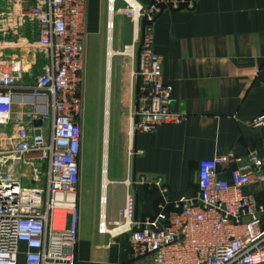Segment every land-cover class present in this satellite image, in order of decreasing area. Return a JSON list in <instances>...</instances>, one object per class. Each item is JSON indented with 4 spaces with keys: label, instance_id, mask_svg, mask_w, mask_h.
<instances>
[{
    "label": "built area",
    "instance_id": "obj_1",
    "mask_svg": "<svg viewBox=\"0 0 264 264\" xmlns=\"http://www.w3.org/2000/svg\"><path fill=\"white\" fill-rule=\"evenodd\" d=\"M115 1L107 0V33L114 15L133 27L131 43L117 52L131 68L132 132L180 124L162 59L153 51L152 26L163 10L192 9L195 0H152L147 6L120 0L119 9ZM4 3L2 36L19 46L26 26L34 25L37 41L28 47L43 62L23 83L19 61L0 58V264H75L87 0ZM250 126L264 128V111ZM238 161L233 154L200 161L193 196L169 200L161 178L148 183L161 201L155 217L142 221L135 220V197L127 192L119 220L107 224L102 194L99 232L127 236L129 264H264V206L244 191L264 184V158L250 153ZM231 164L236 166L225 174L222 166ZM139 182L147 185L145 178Z\"/></svg>",
    "mask_w": 264,
    "mask_h": 264
},
{
    "label": "crops",
    "instance_id": "obj_2",
    "mask_svg": "<svg viewBox=\"0 0 264 264\" xmlns=\"http://www.w3.org/2000/svg\"><path fill=\"white\" fill-rule=\"evenodd\" d=\"M4 1L0 0V44L7 46L0 45V58L19 61L21 82L29 83L43 62L28 47L36 43L37 31L34 25H27L16 47L12 36H2L6 27ZM136 1L144 6L152 2ZM121 6L123 3L116 0L114 7ZM107 7V0H87L85 73L93 50L96 64L104 67L103 102L110 110L112 60L117 55L110 57L109 50L119 52L130 44L133 31L124 16L114 15L112 33H107ZM115 18L119 29L116 36ZM152 38L153 51L162 59L164 83L172 87L171 111L183 120L149 133L132 132L133 92L127 61L128 85L118 98L122 112L112 158L110 133L106 158L103 153L108 179L102 186L107 224L119 220L127 192L135 197V220L155 217L161 200L148 183L157 178L168 189L167 198L174 200L196 194L202 160L233 154L239 164L250 153L264 158V128L250 126L264 111V0H195L192 9H165L153 23ZM236 164L222 166L223 172ZM141 177L147 185L139 182ZM91 183L82 181L80 170L75 264H129L127 236L99 232L97 172ZM244 191L264 205V184L247 186Z\"/></svg>",
    "mask_w": 264,
    "mask_h": 264
},
{
    "label": "rangeland",
    "instance_id": "obj_3",
    "mask_svg": "<svg viewBox=\"0 0 264 264\" xmlns=\"http://www.w3.org/2000/svg\"><path fill=\"white\" fill-rule=\"evenodd\" d=\"M124 6H121L123 8ZM123 16V15H120ZM125 17V16H124ZM126 18V17H125ZM127 19V18H126ZM128 20V19H127ZM118 18H115L116 36L119 29L117 27ZM130 26L132 28L131 22ZM122 51V50H120ZM119 51V52H120ZM128 59L126 57L117 55L112 60L111 71V96H110V110L106 115V107L104 105V89L103 76L104 67L96 64L93 50H90V59L85 73L84 80V106H83V120H82V152H81V176L82 181L87 184H93L95 173L98 175L99 197L102 196V169H103V153H104V129L106 117H108V134L110 133V156L112 158L114 150L115 134L118 131V120H120V113L122 112V105L118 101L120 93L124 88L127 90L128 78L125 63ZM110 119V121H109ZM108 172H110V163ZM108 176V175H107ZM109 177V176H108ZM23 186L31 187L32 184H22ZM85 203V198H83Z\"/></svg>",
    "mask_w": 264,
    "mask_h": 264
},
{
    "label": "bare ground",
    "instance_id": "obj_4",
    "mask_svg": "<svg viewBox=\"0 0 264 264\" xmlns=\"http://www.w3.org/2000/svg\"><path fill=\"white\" fill-rule=\"evenodd\" d=\"M135 24H136V20H135ZM133 29V27H132ZM111 33V32H109ZM108 51V50H107ZM108 54V53H107ZM114 55H117V52L112 51L111 49L109 50V56L112 57ZM108 63V69L110 68V61L107 62ZM106 115L108 114V109L106 108ZM107 141H108V117H106V122H105V129H104V156L106 158V148H107ZM105 160H104V164H103V186H106V184L108 183V179H106L105 177Z\"/></svg>",
    "mask_w": 264,
    "mask_h": 264
},
{
    "label": "trees",
    "instance_id": "obj_5",
    "mask_svg": "<svg viewBox=\"0 0 264 264\" xmlns=\"http://www.w3.org/2000/svg\"><path fill=\"white\" fill-rule=\"evenodd\" d=\"M261 205V204H260ZM264 206V205H263ZM170 209V208H169ZM170 210H167V212H169Z\"/></svg>",
    "mask_w": 264,
    "mask_h": 264
}]
</instances>
